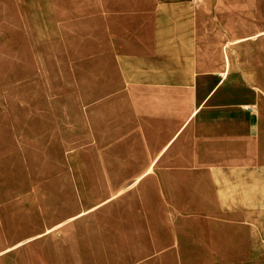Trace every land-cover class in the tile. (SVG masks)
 Segmentation results:
<instances>
[{"label": "crops", "instance_id": "0c3cea01", "mask_svg": "<svg viewBox=\"0 0 264 264\" xmlns=\"http://www.w3.org/2000/svg\"><path fill=\"white\" fill-rule=\"evenodd\" d=\"M36 31L59 33L55 64H129L140 103L118 159L146 166L98 180L115 192L98 216L39 232L0 216V264H42L32 241L75 227L77 264H264V0H0V208L37 171L2 108L37 63Z\"/></svg>", "mask_w": 264, "mask_h": 264}, {"label": "rangeland", "instance_id": "374dc122", "mask_svg": "<svg viewBox=\"0 0 264 264\" xmlns=\"http://www.w3.org/2000/svg\"><path fill=\"white\" fill-rule=\"evenodd\" d=\"M58 37L59 33L35 32L37 63L29 73H21V80H10L13 86L20 84L12 102L7 95L2 99L5 120L16 123L19 115L17 130L25 132L20 137H29L34 147L30 156L37 171L29 181L4 188L0 216L17 220L21 223L18 228H33L35 232L78 214L98 216L102 205L115 195L105 196L107 187L98 180L106 181L109 170L146 166V161L139 159H118L125 137L121 119L140 103L138 84L123 73L129 64L112 63L107 58L93 63L88 56L83 63L55 64L50 55L51 47L59 45ZM115 109L127 110L119 113ZM110 125H117L120 133ZM3 133L7 147L18 141L16 152L24 156L27 145L16 139L14 129L4 127ZM31 168L20 167L18 172H31ZM111 178L117 182L119 176ZM76 233V227L57 229L33 240L32 250L41 256L42 264H77ZM91 234L89 229L87 235Z\"/></svg>", "mask_w": 264, "mask_h": 264}]
</instances>
